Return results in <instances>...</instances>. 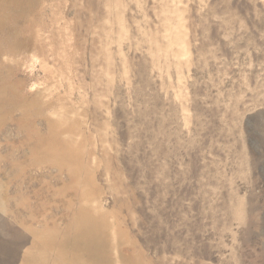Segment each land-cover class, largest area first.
I'll return each instance as SVG.
<instances>
[{
    "label": "rangeland",
    "instance_id": "rangeland-1",
    "mask_svg": "<svg viewBox=\"0 0 264 264\" xmlns=\"http://www.w3.org/2000/svg\"><path fill=\"white\" fill-rule=\"evenodd\" d=\"M0 264H264V0H0Z\"/></svg>",
    "mask_w": 264,
    "mask_h": 264
}]
</instances>
